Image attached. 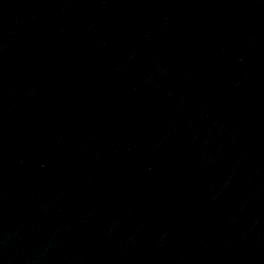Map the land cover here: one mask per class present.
Instances as JSON below:
<instances>
[{"label": "water", "instance_id": "95a60500", "mask_svg": "<svg viewBox=\"0 0 264 264\" xmlns=\"http://www.w3.org/2000/svg\"><path fill=\"white\" fill-rule=\"evenodd\" d=\"M0 264H264V0H0Z\"/></svg>", "mask_w": 264, "mask_h": 264}]
</instances>
